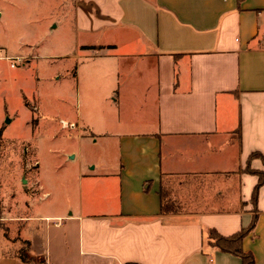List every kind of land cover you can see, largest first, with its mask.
I'll use <instances>...</instances> for the list:
<instances>
[{
    "label": "crops",
    "instance_id": "1",
    "mask_svg": "<svg viewBox=\"0 0 264 264\" xmlns=\"http://www.w3.org/2000/svg\"><path fill=\"white\" fill-rule=\"evenodd\" d=\"M74 12L73 58L115 70L104 111L63 119L86 126L71 160L97 151L70 202L24 218L9 207L2 222L44 264H242L206 233L257 215L242 247L264 264V186L254 204L249 171L264 172V0H75ZM13 242L0 235L12 246L0 264H26Z\"/></svg>",
    "mask_w": 264,
    "mask_h": 264
},
{
    "label": "rangeland",
    "instance_id": "2",
    "mask_svg": "<svg viewBox=\"0 0 264 264\" xmlns=\"http://www.w3.org/2000/svg\"><path fill=\"white\" fill-rule=\"evenodd\" d=\"M74 3L0 0V235L13 239L18 252H27L21 227H7L2 213L17 206L16 215L24 218L72 200L78 170L97 149L85 144L84 160H71L79 128L86 126L65 127L63 119L76 120L80 105L85 117L88 107L104 111L107 90L115 85L113 63L73 58ZM7 118L13 121L6 124ZM26 225L25 235H39L33 223ZM11 248L0 243V255ZM28 255L33 264H44Z\"/></svg>",
    "mask_w": 264,
    "mask_h": 264
},
{
    "label": "trees",
    "instance_id": "3",
    "mask_svg": "<svg viewBox=\"0 0 264 264\" xmlns=\"http://www.w3.org/2000/svg\"><path fill=\"white\" fill-rule=\"evenodd\" d=\"M244 0H238L239 3L243 2ZM90 49H96V47H87ZM102 48V47H100ZM2 133L0 132V136ZM253 157L261 158L262 162L264 163V156L260 154H254ZM251 173L258 176L259 180L254 189L252 201L254 204L257 203L258 195L261 187L264 186V172L257 171V170H249ZM161 200L164 206V192H161ZM258 222V216L255 215L252 219L251 224L248 227H245L238 231L237 233L231 236H222L219 234L215 229H209L207 231V239L208 244L211 247L217 248L219 251L223 253H228L233 256H237L241 259L242 264H255V257L252 252H245L243 250V241L247 238L255 229L256 224ZM19 258L22 262L26 264H33L31 261V257H29L27 252H20Z\"/></svg>",
    "mask_w": 264,
    "mask_h": 264
},
{
    "label": "water",
    "instance_id": "4",
    "mask_svg": "<svg viewBox=\"0 0 264 264\" xmlns=\"http://www.w3.org/2000/svg\"><path fill=\"white\" fill-rule=\"evenodd\" d=\"M5 122H6V124H10L11 123V119L7 118ZM23 183H26V180H24Z\"/></svg>",
    "mask_w": 264,
    "mask_h": 264
}]
</instances>
